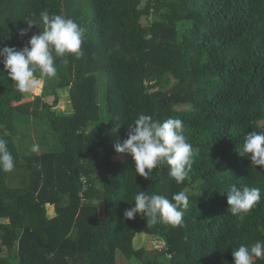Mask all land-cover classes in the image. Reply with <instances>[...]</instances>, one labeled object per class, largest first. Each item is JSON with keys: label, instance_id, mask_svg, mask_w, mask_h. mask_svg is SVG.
I'll list each match as a JSON object with an SVG mask.
<instances>
[{"label": "trees", "instance_id": "obj_1", "mask_svg": "<svg viewBox=\"0 0 264 264\" xmlns=\"http://www.w3.org/2000/svg\"><path fill=\"white\" fill-rule=\"evenodd\" d=\"M45 10L85 29L82 56L70 55L67 64L56 61L67 70L50 96L19 93L0 63V138L15 158L12 172L0 171L1 244L10 250L19 243L20 264H87L89 254L99 259L93 264H113L118 253L140 264H159L146 259L145 246L136 247L145 232L165 238L166 252L157 258L170 254V264L179 263L178 254L180 264H234L233 248L264 242V168L251 167L237 151L247 134L264 130V0H0V49L27 46L43 30ZM155 12L160 18L144 27L142 19ZM29 19L39 29L21 38ZM98 69L109 70L105 123ZM167 73L178 85L155 91ZM32 107H42L43 113ZM71 107L72 114L57 115ZM16 113L47 121L59 136L57 150L22 164L14 141ZM139 114L183 121L194 161L183 183L169 176L166 164L146 180L135 173L130 155L115 151ZM23 168L28 184L20 191L9 181ZM97 174L104 175L102 191L95 185ZM82 178L90 185L85 203L79 198ZM232 185L261 189V200L243 220L228 213ZM189 186L200 192L187 196L178 226H148L139 214L124 217L141 191L171 200ZM48 207L55 214L49 223Z\"/></svg>", "mask_w": 264, "mask_h": 264}, {"label": "clouds", "instance_id": "obj_2", "mask_svg": "<svg viewBox=\"0 0 264 264\" xmlns=\"http://www.w3.org/2000/svg\"><path fill=\"white\" fill-rule=\"evenodd\" d=\"M43 30L32 35L27 46L22 49L4 47L0 49V63L3 72L19 93H30L37 89L41 81L52 79L57 74L56 61L69 62L68 57L82 56L81 47L85 29L72 19L58 14L40 13ZM26 29L20 30V37L28 35L37 22L29 19L24 22ZM39 29V28H38ZM39 72V76L35 73ZM116 125L115 131H118ZM127 139L116 143L114 149L118 154L132 157L135 173L146 180L152 178V172L161 164L168 166V174L177 184L188 178L193 165L192 145L183 135V121L169 118L163 122L154 120L146 114H139L133 124L128 125ZM7 140L0 138V171L10 173L15 167V158L8 149ZM33 152L39 150L34 144ZM238 154L251 162V167L264 168V130L252 131L244 137ZM147 170V171H146ZM261 200L258 187H237L232 185L227 193L228 213L243 220ZM134 206L126 209L124 217L134 219L138 214L147 217V224L158 222L178 226L182 222L188 207V197L181 191L169 200L163 195H147L145 191L134 197ZM234 264H254L256 259H264V242L257 241L251 246L241 244L233 248Z\"/></svg>", "mask_w": 264, "mask_h": 264}, {"label": "rangeland", "instance_id": "obj_3", "mask_svg": "<svg viewBox=\"0 0 264 264\" xmlns=\"http://www.w3.org/2000/svg\"><path fill=\"white\" fill-rule=\"evenodd\" d=\"M148 0H143L144 3H146ZM66 4V1H65ZM65 9H67L65 7ZM159 13H152L151 17H145L142 19V24L144 27H149V25L154 21L159 19ZM57 67V74L52 79H45L41 81V83L38 85L36 89V95H39L41 93H44L46 96H50L52 93V90L56 84H58L60 81H65L64 74H66V66L56 64ZM95 76L98 80V106L101 109L102 123H105V121H108V108H107V93H108V76H109V70L105 71L104 69H98L94 72ZM178 85V81L174 78V76L171 73L165 74L162 79L159 82V86L156 88L155 91L160 92H166L173 90ZM68 89V96L69 101L71 102L70 98V88ZM60 92V91H59ZM59 96V94H58ZM60 105V97H59V103L57 107ZM38 109L39 115L43 113L42 107H32L31 111H36ZM54 111V109H53ZM74 112V110H73ZM56 113V111H55ZM67 113V112H66ZM33 114V113H32ZM57 114V113H56ZM72 114V113H69ZM58 116H63L67 114H62ZM13 124L18 129V135L14 138L15 144L19 149V154L21 157V163L24 164V161L27 157L35 156L42 154L44 152H54L55 149L57 150L56 143L59 144V136L56 134H53L52 128L50 124L47 123L45 120H40L35 118L33 115L28 116L24 114L16 113L13 118ZM94 124V123H92ZM36 144L39 146V150L33 152L32 146ZM11 180L9 181V185L12 188H15L17 190H20L22 187L26 186L28 184V171L26 169H16V172L12 173L10 175ZM104 179V175L97 174L96 178L94 179L95 185L97 190L102 191L101 188V182ZM23 188L20 190L22 191ZM200 192V190H197L195 187L189 186L185 189V194L187 196L193 195L195 193ZM97 200L92 199L90 202L95 203ZM46 216V222H51L55 218L54 209L48 207L45 212ZM160 224H165L162 222H159ZM136 247L140 248L142 246H145L147 249V255L148 257L146 259L154 260L156 259L159 264H170L167 257L161 256L159 258L157 254H159V249L162 248L166 244L165 238L161 236H154L146 234L145 232H142L139 234L137 240L135 241ZM119 256L122 257V254L118 253ZM156 257V258H155ZM177 258L180 259L178 261L181 263L182 255L178 254ZM120 259V258H119ZM5 260V259H4ZM133 263L140 264L138 260H133ZM132 263V264H133ZM119 264H123L122 261L119 262Z\"/></svg>", "mask_w": 264, "mask_h": 264}, {"label": "crops", "instance_id": "obj_4", "mask_svg": "<svg viewBox=\"0 0 264 264\" xmlns=\"http://www.w3.org/2000/svg\"><path fill=\"white\" fill-rule=\"evenodd\" d=\"M71 106H72V104H71ZM69 113H73V107H71V109L67 113H64V114H69ZM1 222L4 224H9L8 219H3ZM76 236H77V228L74 227L69 234V238L74 240L76 238ZM95 257H96V259H98L97 255H95V254L90 255L89 254L87 256V264H93L92 261L95 259ZM120 261H122L123 264H132L133 263V259H128V258H125L124 256L121 257L117 254L113 264H119ZM0 264H20L19 243L18 242L15 243L13 245V247L9 250L5 246H3L1 244V241H0ZM133 264H135V263H133Z\"/></svg>", "mask_w": 264, "mask_h": 264}, {"label": "built area", "instance_id": "obj_5", "mask_svg": "<svg viewBox=\"0 0 264 264\" xmlns=\"http://www.w3.org/2000/svg\"><path fill=\"white\" fill-rule=\"evenodd\" d=\"M82 182H83V189L82 191L80 192L79 194V198L81 199V203H85L86 200H85V192L90 188V185L87 183V179L86 178H82ZM165 249H162L160 248L159 249V253H162L163 252H166V246L164 247ZM167 258L171 261L173 258H172V255L170 254H167Z\"/></svg>", "mask_w": 264, "mask_h": 264}]
</instances>
